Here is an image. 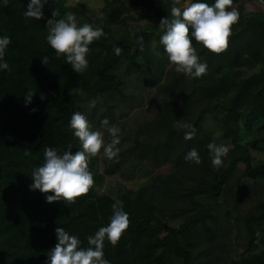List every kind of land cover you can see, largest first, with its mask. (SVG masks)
<instances>
[{"label": "trees", "instance_id": "1", "mask_svg": "<svg viewBox=\"0 0 264 264\" xmlns=\"http://www.w3.org/2000/svg\"><path fill=\"white\" fill-rule=\"evenodd\" d=\"M185 1L115 0L125 9L144 8L141 19L147 25L131 39L94 40L86 56L88 67L75 73L46 41L47 20L64 18L68 0H48L40 20L23 15L28 0H0V36L11 41L4 56L9 69L0 71V264H46L57 242L56 227L78 236L86 247L87 237L109 222L113 204L128 214L129 223L115 245L104 241V258L110 264H264V201L257 206L261 214L242 218L245 241L234 258L216 211V202L240 164L247 178L264 181V12H239L228 46L219 53L193 41L207 63L206 72L193 78L167 71L170 63L159 42L160 19L171 18V7ZM236 2L232 0L230 8ZM114 47L121 49L119 55ZM120 63L146 75L144 79L155 78L154 86L163 95L154 118L142 127L144 139L135 140L127 153L141 165L170 164L174 171L136 190H124L115 199L98 192L101 175L93 156L88 168L94 183L86 194L73 202H46L45 195L52 193L30 190L31 174L42 165L45 148L58 153L69 145L73 152L80 148L69 127L71 115L84 112L75 91L89 99H125L116 70ZM246 69L256 70L246 76ZM28 91L33 97L25 106ZM85 115L91 122L96 108ZM106 116L113 120L110 108L97 122ZM178 120L196 128L192 139L183 138L184 129L175 126ZM209 143L229 147L219 168L211 166ZM192 148L200 156L199 164L184 159ZM253 153L259 154L257 160Z\"/></svg>", "mask_w": 264, "mask_h": 264}, {"label": "clouds", "instance_id": "2", "mask_svg": "<svg viewBox=\"0 0 264 264\" xmlns=\"http://www.w3.org/2000/svg\"><path fill=\"white\" fill-rule=\"evenodd\" d=\"M47 2L48 0H28L23 15L40 20L44 15L43 6ZM231 4L232 0H213L211 4L207 0H192L183 8L172 6L171 18L166 16L160 19L162 34L159 42L169 63L175 66L177 72L193 78L206 72L207 63L198 55L193 41L212 53H219L227 48L232 34L231 26L239 20L240 15L237 9L230 8ZM48 25V45L57 56L64 55L65 62L71 66L72 71L83 72L88 67L86 56L89 45L104 35L103 29L90 23H78L71 13H66L59 20L48 19L46 26ZM10 42L7 35L0 36V71L9 69L4 56ZM113 51L119 55L121 49L114 47ZM41 60L45 64L46 57ZM32 97L31 91L24 94L25 106L31 102ZM100 123L101 128L106 127L111 137L110 142H105L104 131L92 128L84 113L74 112L69 120V127L73 130V136L78 138L80 148L73 152L69 145L68 150L62 153H58L55 148H45L43 163L32 172L29 189L44 194L51 192V195L44 197L48 203L60 200L73 202L75 198L86 194L94 183L88 168L89 159L101 149L102 154L109 160L119 153L117 145L120 143L121 129L115 125L109 126L107 118ZM175 126L184 129L185 140L192 139L197 131L191 123L184 121H176ZM207 149L211 166H222L229 147L225 144L209 143ZM25 155H28L27 151ZM184 159L195 164L201 162L195 148L190 149ZM112 208L109 222L106 226L99 227L94 235L87 237L86 247L82 246L78 236L70 234L63 227H56L54 231L57 242L51 248L46 264H110L104 258V241L107 239L115 245L129 223L128 214L121 206L113 204ZM255 235L259 238L261 234L257 232Z\"/></svg>", "mask_w": 264, "mask_h": 264}, {"label": "rangeland", "instance_id": "3", "mask_svg": "<svg viewBox=\"0 0 264 264\" xmlns=\"http://www.w3.org/2000/svg\"><path fill=\"white\" fill-rule=\"evenodd\" d=\"M115 0H68V13L74 15L78 23H90L103 29L107 40L114 41L120 38L131 39L136 31L147 25V21L142 20L144 13L142 7H128L125 9ZM192 0L181 2L178 7L187 6ZM111 5V7H110ZM233 8L244 14L264 12V0H237ZM155 42L152 43V46ZM117 72L122 77L125 99L117 95L103 98L89 99L75 91L78 105L84 108V114L97 110V116L91 118L92 128L104 131L105 142H110L111 137L107 133L106 127L101 128V123L97 122L100 114H106L110 108L113 120L107 118L109 126L115 125L121 129L120 143L117 145L119 153L109 160L102 154V149L95 157L98 161V173L101 178L97 182V190L100 194H107L117 199L118 194L124 190H136L141 185L148 183L156 177H167L174 169L170 164H139L134 154L127 153V150L134 145L135 140L144 139L142 127L150 122L159 109L163 95L157 92L154 86L155 78H148L139 74L134 68L126 63L117 65ZM173 70L174 65H168L167 71ZM256 69H246V76L252 74ZM94 102V106H93ZM111 117V118H112ZM101 120V119H100ZM209 122V121H208ZM219 133L215 132V138ZM124 154V156H121ZM257 160L259 154L253 153ZM116 171L108 174L107 170ZM245 166L240 164L234 176L230 180L223 195L216 202V211L224 223V229L230 238V254L234 258L243 251L244 228L242 218L245 215H258L261 211L258 204L264 201V181H252L244 174ZM226 212L229 216L226 217ZM177 225L176 223H169ZM243 235V236H242Z\"/></svg>", "mask_w": 264, "mask_h": 264}]
</instances>
